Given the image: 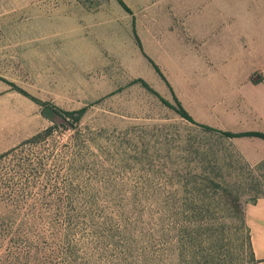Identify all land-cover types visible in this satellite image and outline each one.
Instances as JSON below:
<instances>
[{"label":"rangeland","instance_id":"374dc122","mask_svg":"<svg viewBox=\"0 0 264 264\" xmlns=\"http://www.w3.org/2000/svg\"><path fill=\"white\" fill-rule=\"evenodd\" d=\"M124 2L0 0L1 147L56 125L19 90L87 109L0 160V211L23 231L10 249L31 245L24 264H254L245 206L264 197V159L243 150L262 148L182 118L151 60L198 124L256 130L264 0Z\"/></svg>","mask_w":264,"mask_h":264},{"label":"trees","instance_id":"16d2710c","mask_svg":"<svg viewBox=\"0 0 264 264\" xmlns=\"http://www.w3.org/2000/svg\"><path fill=\"white\" fill-rule=\"evenodd\" d=\"M116 1L127 12L131 13V10L129 9L127 4L124 2V0H116ZM139 45L141 47V43H139ZM151 62L154 65V68L156 69V71L160 74V76L163 78V80L165 82H167L168 86L171 88V92H172L174 102H175V105L172 106V108L182 118L188 120L189 122H191L197 126H200L201 128H203L207 131L217 132V133H219V134H221L227 138H232V139H236V138L237 139L238 138H260V139L264 140V133H260V132L250 131V132L234 133V132H230V131L217 130V129H214L213 127L208 126V125L198 124L193 119V117L187 112V110L183 107V105L179 101V99L176 97L174 90L172 89L171 85L169 84L166 77L162 73L160 67H158L152 60H151ZM145 86L147 88H149L148 85H145ZM19 91L21 94L28 97L29 99H31L36 104H38L40 106H46V107L48 106L45 103H43L42 101L30 96L25 91H22V90H19ZM86 112H87L86 108H83V109H80L77 111H72V112H63L62 114L64 115V117L68 121V124H69L68 127L65 125L60 127L57 124L55 125V127H49L47 129L37 133L36 135L32 136L31 138L25 140L24 142H22L18 146H16V147L6 151L5 153L1 154L0 160L11 155V154H13V153H15V152H17L19 149L25 148L28 145L34 146V147L38 146L40 144V142L44 141L47 137H49L51 135V132L54 131V129H57V128H65L66 129V128H68V129L77 130L79 128L80 123H81L83 117L85 116ZM33 172H35V174H36V171L33 170ZM1 185H2V183L0 182V188H1ZM1 205H2V202L0 201V208L2 207ZM8 207L10 210V207H12V204L8 205ZM14 217H17V215L15 216V212L12 210L8 211V213H4V212L0 211V264H24V261L27 263H30L32 260H34V261L37 260L36 254L32 253L31 245H26V247H24V249H20L17 251L10 249L12 244H15L16 241L21 240L20 236H22V233H23L22 226H17L18 228L16 229L10 225L11 222L15 221ZM25 244H27V243H25ZM8 247H9V249H8ZM250 248L252 251L251 254H252L254 264H256L257 261L254 257V253H253L251 236H250Z\"/></svg>","mask_w":264,"mask_h":264},{"label":"crops","instance_id":"0c3cea01","mask_svg":"<svg viewBox=\"0 0 264 264\" xmlns=\"http://www.w3.org/2000/svg\"><path fill=\"white\" fill-rule=\"evenodd\" d=\"M258 68L260 75L254 77L258 78V80L254 81L253 78V85L247 84L245 86L248 91L251 92L253 90L255 120L259 124V127L254 131L264 133V67ZM2 88V90H5V87ZM246 131L250 132L248 130ZM250 139H255L262 150L251 153L248 149H244L243 152L246 155V158L251 161L263 160L264 140L260 138ZM6 149L5 144L3 143V147H1L0 142V151L6 152ZM245 220L250 232L253 253L257 261L256 264H264V197L245 206Z\"/></svg>","mask_w":264,"mask_h":264},{"label":"water","instance_id":"95a60500","mask_svg":"<svg viewBox=\"0 0 264 264\" xmlns=\"http://www.w3.org/2000/svg\"><path fill=\"white\" fill-rule=\"evenodd\" d=\"M256 80H258V78H254V81H256ZM43 115L47 119L51 120L52 122H54L55 124H57L59 126H63V125L69 126L68 121L64 117V115L51 106L45 107V109L43 111Z\"/></svg>","mask_w":264,"mask_h":264}]
</instances>
